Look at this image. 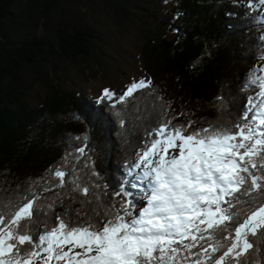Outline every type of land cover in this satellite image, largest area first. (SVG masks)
Wrapping results in <instances>:
<instances>
[{
  "label": "trees",
  "instance_id": "obj_1",
  "mask_svg": "<svg viewBox=\"0 0 264 264\" xmlns=\"http://www.w3.org/2000/svg\"><path fill=\"white\" fill-rule=\"evenodd\" d=\"M152 1L0 0V213L6 223L29 199H35L33 236L58 216L83 224L126 199L139 208L142 185L132 166L149 133L167 120L193 122L188 132L232 127L249 97L259 100L250 80L264 55V12L241 0H172L171 35L144 38L151 85L115 108L62 87L59 70L90 61L103 28L134 24ZM37 87L46 94L32 107L28 99ZM55 170L66 174L63 187ZM260 204L258 193L242 197L233 209L236 224ZM220 243L226 248L229 240ZM250 251L247 264L264 260Z\"/></svg>",
  "mask_w": 264,
  "mask_h": 264
},
{
  "label": "snow or ice",
  "instance_id": "obj_2",
  "mask_svg": "<svg viewBox=\"0 0 264 264\" xmlns=\"http://www.w3.org/2000/svg\"><path fill=\"white\" fill-rule=\"evenodd\" d=\"M257 5L264 10V0H252L250 7ZM259 72L264 69L250 80L258 88L259 100L249 97L232 127L188 132L193 122L183 126L167 120L149 133L150 142L132 166L147 181L142 196L146 206L138 208L126 199L99 214L100 219L83 224L58 216L39 236L28 230L35 218V199L18 206L7 223L0 213V264H247L252 260L250 250L264 256V204L238 224L233 212L244 196L264 197V76ZM150 85L145 80L132 83L110 106L125 103ZM115 95L105 88L97 103L112 101ZM78 151L83 153L84 148ZM65 175L55 170L60 187ZM82 191L87 196L88 188ZM230 223L235 226L224 235ZM221 237L229 240L226 248Z\"/></svg>",
  "mask_w": 264,
  "mask_h": 264
},
{
  "label": "rangeland",
  "instance_id": "obj_3",
  "mask_svg": "<svg viewBox=\"0 0 264 264\" xmlns=\"http://www.w3.org/2000/svg\"><path fill=\"white\" fill-rule=\"evenodd\" d=\"M241 1L245 6L251 4L247 0ZM257 7L260 6L257 5ZM171 9L172 0H167V3L165 0H153L149 12L139 11L134 16V24L117 22L107 25L106 29L101 30L105 35L103 42L100 43L101 47L90 61L70 63L64 71L59 70L62 87L84 95L88 101L96 104H99L97 98L102 90L107 88L116 94L112 101H108L113 104L124 95L132 83L140 80L150 81L143 59L144 38L171 35L169 30L172 20ZM160 21L167 24L161 25ZM45 94L46 90L37 87L29 96V104L32 107H38ZM137 175L141 179V185L146 189L147 181L141 178L139 169H137ZM74 251L79 252L81 249L76 248Z\"/></svg>",
  "mask_w": 264,
  "mask_h": 264
}]
</instances>
